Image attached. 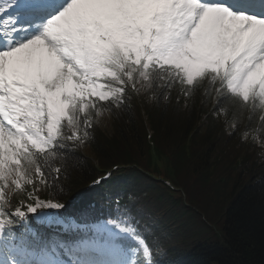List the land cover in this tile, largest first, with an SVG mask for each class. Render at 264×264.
Masks as SVG:
<instances>
[{
  "label": "snow or ice",
  "instance_id": "snow-or-ice-1",
  "mask_svg": "<svg viewBox=\"0 0 264 264\" xmlns=\"http://www.w3.org/2000/svg\"><path fill=\"white\" fill-rule=\"evenodd\" d=\"M205 80L219 82L217 95L264 102V15L227 0H8L0 7V264H158L161 245L148 244L130 222L72 221L73 239H45L30 226L17 232V223L37 214L68 231L64 218L39 212L64 207L39 198L38 185L54 183L60 171L52 174L41 159L87 139L100 105L119 108L129 90L155 81L191 88ZM13 189H27L16 204ZM128 236L138 238L137 248Z\"/></svg>",
  "mask_w": 264,
  "mask_h": 264
},
{
  "label": "trees",
  "instance_id": "trees-1",
  "mask_svg": "<svg viewBox=\"0 0 264 264\" xmlns=\"http://www.w3.org/2000/svg\"><path fill=\"white\" fill-rule=\"evenodd\" d=\"M219 87L205 80L165 88L155 81L136 100L129 90L119 108L100 105L110 112V133L93 126L82 143L66 142L58 154L41 159L52 174L60 171L54 183L38 185L39 198L64 207L39 212L64 218L68 231L40 226L37 214L18 221L16 231L30 226L45 239H73L79 232L72 221L115 218L130 222L148 244L161 245L158 264H264V102L244 104L217 95ZM221 106L226 114H217ZM233 122L239 124L235 133ZM107 172V179L86 188ZM26 191L11 190V203ZM126 242L138 247V238Z\"/></svg>",
  "mask_w": 264,
  "mask_h": 264
},
{
  "label": "rangeland",
  "instance_id": "rangeland-1",
  "mask_svg": "<svg viewBox=\"0 0 264 264\" xmlns=\"http://www.w3.org/2000/svg\"><path fill=\"white\" fill-rule=\"evenodd\" d=\"M256 1V0H254ZM6 3H8V0H0V7L4 6ZM109 121L110 119L108 118V114L106 112H101L99 116H97V123L99 128L109 132ZM205 123H203V126Z\"/></svg>",
  "mask_w": 264,
  "mask_h": 264
}]
</instances>
